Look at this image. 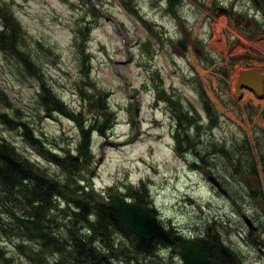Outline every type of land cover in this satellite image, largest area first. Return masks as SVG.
<instances>
[{
	"label": "rangeland",
	"instance_id": "1",
	"mask_svg": "<svg viewBox=\"0 0 264 264\" xmlns=\"http://www.w3.org/2000/svg\"><path fill=\"white\" fill-rule=\"evenodd\" d=\"M0 18V142L55 182L140 195L171 233L212 229L239 264H264V83L236 90L242 71L264 74V0H0ZM88 98L110 125L84 158ZM133 242L116 236L114 264H184L180 247L146 256ZM21 243L0 233L3 264H33Z\"/></svg>",
	"mask_w": 264,
	"mask_h": 264
},
{
	"label": "trees",
	"instance_id": "2",
	"mask_svg": "<svg viewBox=\"0 0 264 264\" xmlns=\"http://www.w3.org/2000/svg\"><path fill=\"white\" fill-rule=\"evenodd\" d=\"M168 1L172 6L181 2ZM3 19L9 22L7 16ZM11 31V37H6L10 42L20 35L12 28ZM4 34L5 30L0 32V38ZM51 99L53 100L46 101L48 105H53L57 110L63 108L54 97ZM90 105V108L99 112V117L90 128H80L79 150L84 158L90 153L91 132L97 130L106 137L110 125L109 114L104 113L107 110L105 102L90 100ZM181 114L177 115L178 119H182ZM182 129L180 122L178 132ZM187 144L189 148L193 146L190 140ZM69 182H55L52 176L37 168L15 147L0 142V231L19 236L22 239L19 246L25 251L24 256L33 264H114L122 257L120 248L114 249L116 236L125 240L129 238L131 244L135 240L138 244L136 251L146 253V256H152L158 247L166 246L160 239L151 242L140 240L111 212L107 198L97 194L92 188L75 187ZM135 196H138L136 203L145 208L142 197ZM60 201L67 203L66 209H58ZM147 210L155 215L153 210ZM7 215L11 222L5 225L3 220L4 217L8 218ZM201 243L214 264H226L219 260L217 250L209 241ZM26 245H33L35 249L26 252ZM139 255L136 253L134 260ZM7 261L6 253L0 248V264Z\"/></svg>",
	"mask_w": 264,
	"mask_h": 264
},
{
	"label": "water",
	"instance_id": "3",
	"mask_svg": "<svg viewBox=\"0 0 264 264\" xmlns=\"http://www.w3.org/2000/svg\"><path fill=\"white\" fill-rule=\"evenodd\" d=\"M263 82L264 74L244 70L239 75L236 90L239 92L242 88H248L254 92H260ZM210 180L216 183L214 179ZM216 185L219 187V184ZM109 208L141 240L152 241L159 238L169 246L178 245L181 249L179 255L184 264H214L201 243L192 241L182 235L170 236L168 231L158 222L157 218L138 204L131 203L118 194H113L110 196ZM244 222L250 229L257 230V227L249 217L245 216ZM211 233L212 229H209V239L213 246L219 250L220 260L228 264H236V256L217 235Z\"/></svg>",
	"mask_w": 264,
	"mask_h": 264
},
{
	"label": "bare ground",
	"instance_id": "4",
	"mask_svg": "<svg viewBox=\"0 0 264 264\" xmlns=\"http://www.w3.org/2000/svg\"><path fill=\"white\" fill-rule=\"evenodd\" d=\"M245 88L240 89L239 94L242 93V90ZM248 89V88H247ZM182 116V115H181ZM196 148V147H195ZM220 170V169H219ZM225 184V183H224ZM221 188V187H220Z\"/></svg>",
	"mask_w": 264,
	"mask_h": 264
},
{
	"label": "flooded vegetation",
	"instance_id": "5",
	"mask_svg": "<svg viewBox=\"0 0 264 264\" xmlns=\"http://www.w3.org/2000/svg\"><path fill=\"white\" fill-rule=\"evenodd\" d=\"M261 253H263V250H261Z\"/></svg>",
	"mask_w": 264,
	"mask_h": 264
}]
</instances>
